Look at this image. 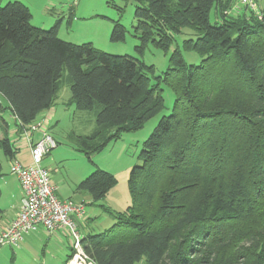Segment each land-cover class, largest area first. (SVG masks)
Wrapping results in <instances>:
<instances>
[{
    "label": "trees",
    "instance_id": "16d2710c",
    "mask_svg": "<svg viewBox=\"0 0 264 264\" xmlns=\"http://www.w3.org/2000/svg\"><path fill=\"white\" fill-rule=\"evenodd\" d=\"M133 1L141 55L149 44L169 50L189 28L195 38L184 48L202 63L189 65L175 50L168 70L152 77L140 59L64 41L58 24L42 30L28 6L0 0V94L26 127L52 108L68 73L69 103L96 112L93 134L80 138L90 158L162 113L165 83L173 110L131 171V206L108 230L85 235V254L93 264H264V8L257 15L233 11L237 0ZM127 33L114 22L111 41ZM10 142L0 139L9 158ZM116 184L97 169L76 191L97 204Z\"/></svg>",
    "mask_w": 264,
    "mask_h": 264
},
{
    "label": "rangeland",
    "instance_id": "374dc122",
    "mask_svg": "<svg viewBox=\"0 0 264 264\" xmlns=\"http://www.w3.org/2000/svg\"><path fill=\"white\" fill-rule=\"evenodd\" d=\"M17 1L26 6L31 3L32 8L29 9L33 13L35 25H38L35 26L32 22L35 27L48 31L58 24L59 37L64 41L76 45L92 43L98 50L111 55L136 57L154 69L152 77L162 76L168 70L170 57L175 50L181 52L183 59L189 65L202 63L203 58L197 52L188 51L184 48L186 40L195 38V32L189 28L183 29L180 34L175 36L169 50L165 51L149 44L141 55L136 50V47L140 46V41L135 33L137 4L133 0ZM9 2L11 1L2 0L1 4L4 6ZM262 3L264 4V2ZM43 5L47 8L45 12L42 10L44 9ZM213 17L214 10L212 11V20ZM48 20L51 24L39 27V23ZM114 22H119L127 28L128 33L124 42L111 41ZM61 84L58 99L55 100L56 119L50 126V134L57 141V148H59L55 160L57 171L49 172H51V178L56 177L55 181L58 185L59 182H63L66 188H70L72 185V192L75 191L78 184L97 169L108 172L115 177L117 184L108 192L106 198L95 204L96 206H87L88 212L92 210L91 208L99 212V216H91L90 228L93 229L92 233H102L114 225L115 214L125 213L131 206L129 191L131 171L134 166L140 163L139 155L143 149V144L156 128L161 117L172 112L175 96L171 88L162 82L161 88L163 89L166 109L147 122L142 129L123 133L118 140L111 141L102 151L93 153L89 158L79 151L80 138L89 137L93 134L96 128V112L80 111L73 103H69L71 87L68 73L64 74ZM0 114L9 120L8 113H2L0 110ZM99 143L100 141L96 142V144ZM56 149L51 152L52 155ZM52 155L50 158L54 159L55 155ZM46 157L43 161L47 159ZM60 194H62L61 191ZM102 207L107 208L111 213H106ZM20 245L2 248L0 250V264H32L35 259L43 258L42 251L40 252L35 247L33 253L31 251L19 252ZM137 264H145V261Z\"/></svg>",
    "mask_w": 264,
    "mask_h": 264
},
{
    "label": "built area",
    "instance_id": "2783aa9c",
    "mask_svg": "<svg viewBox=\"0 0 264 264\" xmlns=\"http://www.w3.org/2000/svg\"><path fill=\"white\" fill-rule=\"evenodd\" d=\"M243 8L260 15L261 9L256 0H239L234 4L233 11ZM48 122L43 118L24 127L32 162L28 166L13 162L11 166L10 172L19 179L24 199L18 217L0 234V250L7 246L18 247L26 235L39 228L48 234L66 230L73 251V257L67 264L74 261L93 264L83 250L85 236L80 231L81 222L87 219L85 205L60 199L49 170L42 165L43 159L58 147L57 141L48 132ZM33 132H40V139L33 141Z\"/></svg>",
    "mask_w": 264,
    "mask_h": 264
},
{
    "label": "crops",
    "instance_id": "0c3cea01",
    "mask_svg": "<svg viewBox=\"0 0 264 264\" xmlns=\"http://www.w3.org/2000/svg\"><path fill=\"white\" fill-rule=\"evenodd\" d=\"M9 1L12 2L17 0ZM257 1L260 8H264V4L262 3L264 2V0ZM27 6L29 8H32L31 3L27 4ZM43 8L44 9L42 10H44L45 12L47 8H45L44 5ZM32 22L35 25L34 16ZM45 22L39 23V27H44L46 26V24H51L50 20ZM0 106V110L2 111V113L5 112L9 114V120L4 118L3 115L0 114V139L3 140L5 139V137H7L11 141L10 143L13 145L14 148V156L10 158L7 157L2 150H0V166L2 167L3 174L0 179V188L2 193L0 199V209L2 211L0 214L1 233L16 219L21 208L22 200L24 199V193L21 188L19 179L16 176L12 175L10 172L11 166L13 162H19L23 166H28L32 162V156L24 127H21V125L18 123L17 118L12 114L9 105L7 104L2 95L0 96ZM55 106L56 102L54 103L52 108L41 113L35 121L38 122L43 118L48 119V132H50V126L51 124L53 125L56 119V112L54 111ZM31 135V139L33 141H37L41 137L40 132H33ZM58 150L59 148H57L53 153V155H55L54 159H51L50 155L52 154H49L46 157L47 159L42 162L43 167H45L51 172L57 171L55 160ZM55 178L56 177H53L52 181L57 187V193L60 199L72 200L74 202L83 203L85 205L87 219L81 222V233L84 234V236L87 234H95L92 233L93 229L90 228V223L92 221L91 216H99V212L98 210H94V208H91L92 210H89L88 212L87 206H96L95 203H93L91 196L87 193L77 192L76 188L75 191L72 192V185L70 186L71 189L66 188L63 182L58 181V185V183L55 181ZM60 191L62 192V194H60ZM20 244L21 248L18 249L19 252L31 251L33 253L35 252L34 247L37 250H40V252L42 251L43 258L35 259L32 264H66L71 254H73L70 238L66 230H58L54 234H48L42 228H39L38 230L26 235Z\"/></svg>",
    "mask_w": 264,
    "mask_h": 264
},
{
    "label": "bare ground",
    "instance_id": "6f19581e",
    "mask_svg": "<svg viewBox=\"0 0 264 264\" xmlns=\"http://www.w3.org/2000/svg\"><path fill=\"white\" fill-rule=\"evenodd\" d=\"M72 264H78V263H76V261H74V262H72Z\"/></svg>",
    "mask_w": 264,
    "mask_h": 264
}]
</instances>
